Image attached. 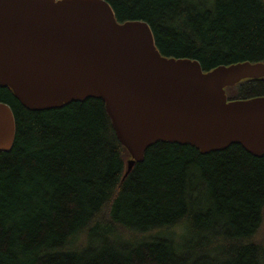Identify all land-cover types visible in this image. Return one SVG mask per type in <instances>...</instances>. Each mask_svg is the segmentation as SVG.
I'll list each match as a JSON object with an SVG mask.
<instances>
[{"label": "trees", "instance_id": "obj_1", "mask_svg": "<svg viewBox=\"0 0 264 264\" xmlns=\"http://www.w3.org/2000/svg\"><path fill=\"white\" fill-rule=\"evenodd\" d=\"M106 1L118 22H146L161 55L203 71L264 63V0ZM225 93L264 96V76ZM0 102L15 120L0 150V264H264V154L155 141L124 175L101 98L30 110L0 85Z\"/></svg>", "mask_w": 264, "mask_h": 264}, {"label": "water", "instance_id": "obj_2", "mask_svg": "<svg viewBox=\"0 0 264 264\" xmlns=\"http://www.w3.org/2000/svg\"><path fill=\"white\" fill-rule=\"evenodd\" d=\"M264 76L263 62L203 71L189 58L161 55L149 25L118 22L106 0H0V85L30 110L101 98L130 154L126 175L155 141L201 153L241 144L264 154V96L228 100L226 86ZM15 120L0 102V150Z\"/></svg>", "mask_w": 264, "mask_h": 264}, {"label": "rangeland", "instance_id": "obj_3", "mask_svg": "<svg viewBox=\"0 0 264 264\" xmlns=\"http://www.w3.org/2000/svg\"><path fill=\"white\" fill-rule=\"evenodd\" d=\"M169 232H173V230H167L166 232H162V234H167ZM179 232H176L175 236H178ZM151 235H147V234H142V235H138L136 236V238L140 239V238H149Z\"/></svg>", "mask_w": 264, "mask_h": 264}]
</instances>
